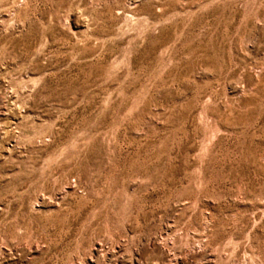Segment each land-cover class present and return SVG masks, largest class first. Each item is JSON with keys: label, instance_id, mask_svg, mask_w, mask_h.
Wrapping results in <instances>:
<instances>
[{"label": "rangeland", "instance_id": "374dc122", "mask_svg": "<svg viewBox=\"0 0 264 264\" xmlns=\"http://www.w3.org/2000/svg\"><path fill=\"white\" fill-rule=\"evenodd\" d=\"M0 264H264V0H0Z\"/></svg>", "mask_w": 264, "mask_h": 264}]
</instances>
